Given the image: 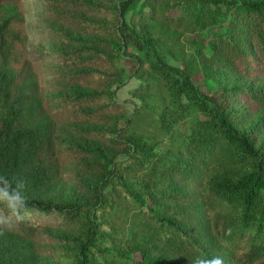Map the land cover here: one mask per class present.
Returning <instances> with one entry per match:
<instances>
[{"label":"trees","instance_id":"16d2710c","mask_svg":"<svg viewBox=\"0 0 264 264\" xmlns=\"http://www.w3.org/2000/svg\"><path fill=\"white\" fill-rule=\"evenodd\" d=\"M176 3L186 5L179 16L169 12ZM43 16L57 47L60 103L42 93L23 0H0V174L23 178L28 197L25 218L0 234V264H40L42 232L73 252L70 264H128L131 251L140 253L134 264H193L198 256L264 264V153L255 125L235 126L264 107V0H47ZM157 23L171 24L176 39L203 24L223 26L210 62L231 82L257 86L239 95L243 107L201 94L167 62ZM129 44L151 52L155 74L206 114L173 143L168 162L144 132L128 128L130 119L121 123L126 107L111 86L124 81L118 59ZM66 166L88 198L66 197ZM117 205L133 210L124 247L107 217Z\"/></svg>","mask_w":264,"mask_h":264},{"label":"rangeland","instance_id":"374dc122","mask_svg":"<svg viewBox=\"0 0 264 264\" xmlns=\"http://www.w3.org/2000/svg\"><path fill=\"white\" fill-rule=\"evenodd\" d=\"M99 4L103 0H91ZM26 8L27 51L36 65L42 71V93L54 99L55 103L62 101L63 91L57 87L55 76L57 71L56 45L50 37L51 27L45 20L43 13L46 10L47 0H23ZM225 8V6L223 5ZM214 11L215 5L211 7ZM186 5L174 4L169 12L173 16H179L185 12ZM137 8H132L127 18L136 20ZM220 24L201 25L199 29H186L177 39L173 36L171 24L157 23L154 27L155 35L159 37V47L170 64L178 67L184 74L190 75L195 87L201 94L208 98L216 96L219 101L229 98L239 107V95L246 96L249 89H257L249 79H241L231 82L227 75L216 71L210 56L213 52V43L216 34L221 32ZM176 39V40H175ZM180 46L176 49L173 42ZM118 63L125 69L124 81L111 86L115 98L123 102L126 107V115L122 120L125 124L130 119L131 131L144 132L154 145V151L159 153L163 162H168L171 156L169 149L173 143L181 140L193 129V124L203 119L206 114L185 94H179L169 83L155 74V59L151 52H146L129 44L127 51L118 59ZM237 87L238 92L231 87ZM231 88V89H230ZM238 93V94H237ZM246 101L249 103L248 99ZM249 125H255L256 146L261 147L264 153V107L251 114L247 124L236 123L239 131L249 129ZM66 141L59 139V145H66ZM63 180L67 185L66 197L88 198L89 192L86 186L79 182L70 167L64 168ZM132 211L126 206L117 205L115 210L108 213V219L116 225L120 246L124 247L123 237L129 234L132 224ZM61 227L66 225L58 222ZM58 238L48 236L42 232L35 247V254L40 258V264H70L73 260V252L64 251L58 244ZM131 258L123 259L128 264H134L140 258L139 251H131Z\"/></svg>","mask_w":264,"mask_h":264},{"label":"clouds","instance_id":"9594fccd","mask_svg":"<svg viewBox=\"0 0 264 264\" xmlns=\"http://www.w3.org/2000/svg\"><path fill=\"white\" fill-rule=\"evenodd\" d=\"M25 188L26 181L23 178L0 174V206L5 209L3 213H0V234H3L5 226L10 227L14 222L25 218L28 210ZM193 264H223V259L219 256L212 258L198 256Z\"/></svg>","mask_w":264,"mask_h":264}]
</instances>
